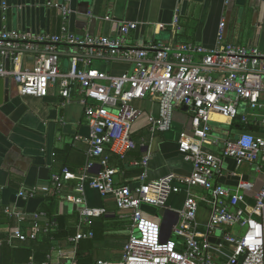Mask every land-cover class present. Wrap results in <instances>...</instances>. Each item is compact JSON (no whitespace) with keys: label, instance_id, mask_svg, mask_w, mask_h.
<instances>
[{"label":"built area","instance_id":"obj_1","mask_svg":"<svg viewBox=\"0 0 264 264\" xmlns=\"http://www.w3.org/2000/svg\"><path fill=\"white\" fill-rule=\"evenodd\" d=\"M69 1L56 4L63 20L59 34L0 29V56L12 61L19 55L33 57L31 67L16 69L0 64V77L14 80L24 96L43 98L54 88L65 101L70 100L75 89L81 94L80 103L89 129L86 138L89 161L79 175L66 167L53 173L51 186L60 192L66 181L75 180V193L67 195L66 199L76 204L84 202L85 186L95 189L102 197L111 195L121 216L131 222L121 259L97 260L95 264H264V179L253 192L252 202L240 191H250L251 183L239 182L237 189L230 191L213 181L225 158L232 159L237 166L252 165L257 173L264 174V136L256 131L264 127V52L254 46L222 43L224 21L219 23L214 47L194 43L129 46L126 37L137 28V23L126 21L117 23L115 37L89 34L79 37L72 34L66 24ZM2 9H6L5 2ZM103 19L114 21L109 15ZM62 41L88 48L71 56L66 72L60 69L56 48ZM95 47L103 50L96 51ZM118 54L131 63L130 72L115 76L89 66L94 57ZM145 97L158 104V114L146 118L151 135L171 129L175 108L186 105L192 109L191 132H181L177 141L179 153L191 162L192 170L187 176L168 174L149 180L147 154L141 161L132 162L140 165L142 171L138 176L139 185L131 189L115 184L116 169L110 167L108 161L111 153L124 157L139 146L132 133L140 110L132 102ZM213 114L240 124L243 130L235 137L212 139ZM211 143L219 145L218 155L204 148ZM93 158L99 159L101 168L96 175H88ZM182 186L186 188V198L178 225L172 229L177 237L173 240L164 237L158 221L143 214L142 206L162 208ZM192 187L201 188L207 196L191 192ZM42 189L47 191L48 187ZM35 193L36 189L32 188L21 190L18 195L27 198ZM200 202L206 203L210 210L204 232L197 230L196 223ZM3 213L15 222L24 219V214L16 207L6 206ZM104 213V208L86 206L80 210L76 232L68 238L74 252L80 240L93 237V233L83 231L81 225H89L92 217ZM42 216L43 212L32 216L29 232H23L18 225L11 226L7 233L0 235V246L17 248L28 237L48 232L55 224L40 226L38 220ZM219 226L241 230L237 235L226 231L221 242L212 245L208 235ZM223 244L229 250L223 253L224 262L219 263L213 254L222 252ZM28 264L63 263L47 259L41 263L30 260Z\"/></svg>","mask_w":264,"mask_h":264},{"label":"crops","instance_id":"obj_2","mask_svg":"<svg viewBox=\"0 0 264 264\" xmlns=\"http://www.w3.org/2000/svg\"><path fill=\"white\" fill-rule=\"evenodd\" d=\"M3 2L6 3L4 10ZM62 3H65L64 0H0V29L59 34L63 20L56 4ZM67 5L70 14L66 24L69 31L79 37L85 34L115 37L118 35L117 23L126 21L137 23V28L126 37L129 46L194 43L214 47L219 23L224 21L222 43L254 46L264 52V0H70ZM105 15L111 16L114 21L104 20ZM56 48L63 72L70 68L72 55L88 49L64 41L59 42ZM94 50L103 49L95 47ZM6 59L0 56V64L16 69L33 65V57L29 54L19 55L16 61ZM89 66L115 76L132 69L131 63L122 54L94 57ZM80 99L81 94L77 89L69 101L60 97L57 88L50 90L43 98L24 96L19 93L14 80L8 79L7 82L0 77V225H7L0 227V235L7 233L13 225H18L23 232H29L32 216L40 212L44 213L39 218L43 226L54 223L52 229L73 226L77 229L82 208H104L105 213L102 215L106 218L107 231L101 241L104 248L99 250L101 256L98 259L119 261L131 222L121 216L113 197H102L95 189L85 186L84 202L76 204L66 199L67 195L75 193V180L66 181L60 192L51 186L53 173L66 167L79 175L89 161L86 153L89 129ZM132 105L140 110L132 133L139 146L128 151L124 157L114 153L109 155L108 164L116 169L115 184L135 189L139 185L138 176L142 167L132 162L141 161L147 154L149 180L168 174L189 175L192 164L179 153L177 141L181 132H191L192 109H183L182 106L175 108L171 129L151 135L146 127V118L158 114L157 101L145 97L134 100ZM211 126L212 139L235 137L243 130L242 126L231 123L219 114L212 115ZM256 131L264 136V127ZM204 148L219 154L220 147L217 144H205ZM91 161L93 166L88 175H96L101 168L99 159L93 158ZM263 179L264 174L257 173L252 165L237 166L230 158L223 159L219 172L213 177L215 183L230 191H235L239 182L251 183L253 188L250 191L240 189L249 202H252L253 192L261 186ZM42 187H48V190L43 191ZM32 188L36 189L33 197L18 195L19 191ZM185 190V186H182L178 193L167 199L162 208L142 206L146 217L160 223L165 238L174 235L172 229L178 225L179 212L186 198ZM191 192L207 196V192L198 187H192ZM6 206L19 209L24 219L15 222L5 216L3 208ZM161 209L163 213L159 215ZM47 211L51 217L47 216ZM209 213V206L200 202L196 215L199 232L205 231ZM88 226L83 224L81 228L85 231ZM240 230L238 227L219 226L209 233L208 239L212 245H217L226 231L237 235ZM42 233L38 235L40 240L44 237ZM228 250L227 245L223 244L222 252L213 254L214 260L223 263V253ZM2 253L0 246V264H3ZM75 253L68 242L54 241L45 256L36 260L33 254L30 260L41 263L49 259L54 263L68 264L75 262ZM85 253L82 252L83 255ZM37 255L41 256L39 251ZM116 258L119 260H113Z\"/></svg>","mask_w":264,"mask_h":264},{"label":"trees","instance_id":"obj_3","mask_svg":"<svg viewBox=\"0 0 264 264\" xmlns=\"http://www.w3.org/2000/svg\"><path fill=\"white\" fill-rule=\"evenodd\" d=\"M238 125L241 126L240 124ZM46 214H48L47 216L51 217L48 211ZM105 221L106 218L104 215L98 216L96 218H92L89 226L85 227V231L93 232V237L85 240L82 239L79 242L75 253L76 264H95L97 260H100L98 259V257L101 256L99 254V250L104 248L101 241L106 236L105 231H107ZM38 224L43 227L40 220H38ZM75 231V226L70 228L58 227V229H50L48 232L42 233L44 234V237L43 239L41 238V240L38 237L41 232L37 233L34 238L28 237L27 240L22 242V245H20L18 248H11L6 244H3L2 262L3 264H26L33 254H35V259L38 260V258L40 259L47 254L54 241L68 242V238L73 236ZM37 251L40 252L41 256L37 255ZM85 251L87 253L83 255L82 252ZM96 253L98 255H95ZM113 260H119V258Z\"/></svg>","mask_w":264,"mask_h":264},{"label":"water","instance_id":"obj_4","mask_svg":"<svg viewBox=\"0 0 264 264\" xmlns=\"http://www.w3.org/2000/svg\"><path fill=\"white\" fill-rule=\"evenodd\" d=\"M9 60H11L10 58H7L6 59V61H9ZM12 67V66H11ZM8 79L9 78H5V81H7L8 82ZM182 107H183V109H186V108H188L189 106H186V105H182ZM162 213H163V209H161L160 211H159V215H162ZM6 227L7 225H0V227Z\"/></svg>","mask_w":264,"mask_h":264},{"label":"rangeland","instance_id":"obj_5","mask_svg":"<svg viewBox=\"0 0 264 264\" xmlns=\"http://www.w3.org/2000/svg\"><path fill=\"white\" fill-rule=\"evenodd\" d=\"M173 240H177V237L175 235H172L171 237Z\"/></svg>","mask_w":264,"mask_h":264}]
</instances>
